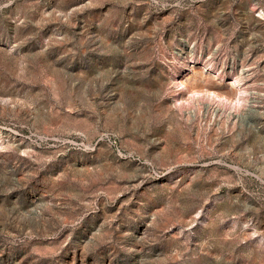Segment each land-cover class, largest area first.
<instances>
[{
  "label": "rangeland",
  "instance_id": "374dc122",
  "mask_svg": "<svg viewBox=\"0 0 264 264\" xmlns=\"http://www.w3.org/2000/svg\"><path fill=\"white\" fill-rule=\"evenodd\" d=\"M0 264H264V0H0Z\"/></svg>",
  "mask_w": 264,
  "mask_h": 264
}]
</instances>
